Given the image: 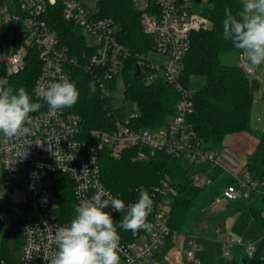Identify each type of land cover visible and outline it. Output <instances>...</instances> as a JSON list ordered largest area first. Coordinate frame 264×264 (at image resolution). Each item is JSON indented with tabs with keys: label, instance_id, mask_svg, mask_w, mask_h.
I'll use <instances>...</instances> for the list:
<instances>
[{
	"label": "built area",
	"instance_id": "2783aa9c",
	"mask_svg": "<svg viewBox=\"0 0 264 264\" xmlns=\"http://www.w3.org/2000/svg\"><path fill=\"white\" fill-rule=\"evenodd\" d=\"M209 2L132 0L133 7L141 14L142 30L151 40L150 50L136 56L137 69L140 73L143 71L147 83L164 82L178 93L175 114L168 123L160 128L144 129L134 124L135 115L129 119L115 116L110 104L124 61L131 56L119 42L118 27L112 18L99 17L97 10L90 9L84 0H0V22L6 24L7 31L16 33L20 41L14 52L0 56L8 73L19 74L24 69L29 48L37 50L41 62L33 96L42 107L30 114L33 119L30 132L13 139L0 136V196H13L12 201L7 197L0 200L7 202L8 213L19 224L23 235L17 264H46L45 252L51 254L56 250L52 242L55 230L69 223L62 214L66 193L71 191L79 203L102 186L113 197L121 199L102 182L100 154L105 149L116 158L128 150L135 151L134 159L139 162L150 161L159 153L179 160L195 167L192 180L202 188L220 173L230 171L217 151L199 144L188 122L194 110V91L186 89L180 81L182 61L191 49L193 34L210 27L209 19L201 13ZM55 11L81 30L93 49L92 54L83 52L85 59L81 60V65L96 82L100 98L107 102L114 115L112 130L85 129L82 117L68 108L49 114L47 103L36 95L35 89L40 83L58 82L62 76L70 79V68L81 66L79 57L71 53L50 26L49 17ZM151 52L167 60L151 59ZM240 67L247 77L253 74L243 54ZM230 173L232 181L222 192L224 199L251 202L264 199V181L253 179L245 168L242 172ZM177 196L171 179L164 176L152 193L153 211L147 217L152 229L141 230L133 241L120 243L123 264H151L159 249L175 237L168 220ZM106 210L112 213L113 219L121 214L110 207ZM259 219L264 229V209ZM27 228L31 230L26 232ZM220 234L218 230L217 235ZM219 239L225 257L229 258L231 250L237 246L250 261L259 258L264 262V234L257 241L229 236ZM186 246V260L201 264L196 257V237L188 235ZM0 264L7 263L0 261Z\"/></svg>",
	"mask_w": 264,
	"mask_h": 264
},
{
	"label": "trees",
	"instance_id": "16d2710c",
	"mask_svg": "<svg viewBox=\"0 0 264 264\" xmlns=\"http://www.w3.org/2000/svg\"><path fill=\"white\" fill-rule=\"evenodd\" d=\"M242 3L241 0H210L201 12L209 19L210 27L193 34L191 49L182 61L180 81L186 89L194 91V110L188 122L196 132L199 144L213 151H217L228 136L250 130V113L257 81L249 80L239 62L228 61L235 56L240 59L242 52L236 50L231 41L224 40L222 29L225 7H229L235 14ZM96 10L99 17H109L115 21L118 40L131 53L130 58L124 61L121 77L125 83V98L137 108L134 124L144 129L166 125L175 114L178 93L164 82L147 83L143 71L136 75V56L147 53L151 41L142 30L141 14L133 7L132 0H97ZM49 23L62 43L79 57L80 65L81 60L85 59L84 51L93 53L86 36L73 24L66 22L61 12L51 13ZM19 46L18 35L7 31L0 37V56L11 54ZM25 63L19 74H9L5 63L0 60V78L7 77L14 89L25 87L33 101L38 102L33 96V87L41 70V62L35 48H29ZM70 69V80L76 83L81 95L79 102L68 110L82 117L85 129L112 130L114 115L107 102L100 98L96 82L83 70L82 65ZM89 82L95 83L94 94L89 91ZM114 111L117 117L126 116L124 108ZM134 155L135 151L128 150L116 158L108 150H103L100 154L103 184L128 205L138 200L141 187L147 189L152 197L153 189L159 185L160 180L169 176L178 196L171 205L168 224L173 233L181 231L190 208L205 189L192 180L191 173L195 167L186 166L161 153L144 162L136 161ZM245 169L253 179L264 181V133L260 134L254 153L247 158ZM63 199V219L70 222L78 203L71 191ZM259 202L264 204V199L254 201L249 208L255 218H259L262 210L258 207ZM124 215L121 213L114 219L121 236L120 243L131 242L141 233L140 230L134 236L131 231L119 227ZM5 220L0 222V261L15 264L20 255L23 235L19 224L9 213ZM157 255L151 264H158L155 258ZM250 262L264 264L259 258Z\"/></svg>",
	"mask_w": 264,
	"mask_h": 264
},
{
	"label": "clouds",
	"instance_id": "9594fccd",
	"mask_svg": "<svg viewBox=\"0 0 264 264\" xmlns=\"http://www.w3.org/2000/svg\"><path fill=\"white\" fill-rule=\"evenodd\" d=\"M222 29L224 40L231 41L251 66L264 65V0H243L235 14L226 6ZM88 88L95 93L94 82H89ZM35 91L38 99L47 103L49 114L75 106L81 95L76 83L67 76L58 82L40 83ZM41 107L25 87L14 89L7 77L0 78V134L4 137L13 139L28 134L29 125L33 124L30 114ZM153 204L143 187L138 200L126 205L101 186L89 198L80 200L68 224L56 228L52 240L56 250L51 254L45 252L43 259L46 264H121V236L112 213L106 209L125 213L119 227L135 236L140 230L152 229L147 217ZM30 230L27 228L26 232Z\"/></svg>",
	"mask_w": 264,
	"mask_h": 264
},
{
	"label": "rangeland",
	"instance_id": "374dc122",
	"mask_svg": "<svg viewBox=\"0 0 264 264\" xmlns=\"http://www.w3.org/2000/svg\"><path fill=\"white\" fill-rule=\"evenodd\" d=\"M88 7L96 10L97 0H84ZM196 0H194L195 2ZM7 31V26L0 22V37ZM89 41L92 42L91 38ZM151 59L161 60L165 62L164 56L149 54ZM229 62H239L240 59L235 56L228 60ZM253 74L249 75L250 81L256 80L257 87L253 92L252 107L250 113V130L245 133L249 137V142L255 147L260 134L264 133V65L251 66ZM110 104L114 109L124 108L126 119L137 114L136 105L125 98V83L120 77L117 81L116 88L111 93ZM223 147L225 143H223ZM222 147V148H223ZM232 153L237 151L244 155L235 144ZM255 148H251L248 155L254 153ZM241 155V156H242ZM245 157V155L243 156ZM193 172L191 173V175ZM229 174L220 173L211 184H208L204 191L196 198L194 205L190 208L185 220L184 227L175 234V237L185 235L186 231L189 235L196 237L198 251L197 259L202 264H251L250 259L243 254L242 248L234 247L231 250L230 261L224 257L220 241L221 236H229L233 239H242L244 241H257L263 234V225L259 218L246 209L245 205H250L249 200L236 199L234 201L226 200L222 197L223 190L231 183ZM13 200V196L1 194L0 198ZM217 199V200H216ZM252 203V202H251ZM258 207L264 209L262 202L258 203ZM8 219V216L6 220ZM6 220L3 226L6 225ZM1 222V221H0ZM221 230V234L217 235V231ZM173 239V237H172ZM171 240V239H170ZM21 245L20 251L22 249ZM172 246V250H173ZM162 250V249H161ZM158 254V253H157ZM169 252L166 254H158L155 258L158 264H172ZM186 255V254H185ZM183 251H181V257ZM182 263L187 264L183 259ZM17 264V263H15ZM191 264V263H190Z\"/></svg>",
	"mask_w": 264,
	"mask_h": 264
},
{
	"label": "crops",
	"instance_id": "0c3cea01",
	"mask_svg": "<svg viewBox=\"0 0 264 264\" xmlns=\"http://www.w3.org/2000/svg\"><path fill=\"white\" fill-rule=\"evenodd\" d=\"M245 133L228 136L224 141L225 146L224 147L221 146L217 150L218 154L220 155L221 161L230 171L242 172L245 168L247 158L249 157L247 152H249L252 147L256 148V146L254 147L251 144V142H249V137L247 136L248 134L245 135ZM235 144L238 146L239 149L241 148V151L244 153L245 157H243L244 155L240 154L238 151H237V153H234V152L232 153V149H234L233 145H235ZM230 171L224 172V173L229 174V177L231 179L230 182H231L232 176H231ZM253 203L254 202H252V203L250 202V205H247V206L245 205V207L248 211H249V208L253 205ZM184 232H185V235H182V236L177 235L173 239L171 238V240H169L166 244H164L159 249L158 254H166L168 252L170 253L169 257L171 258L170 261L172 264H184L181 261L182 259L184 261H186L187 264H190V262H188L186 260V255H185L186 251H187L186 242H187V237L189 234L186 231H184ZM220 243H221L222 250H223V244H222V242H220ZM172 246H174L173 250L171 249ZM181 251H183L182 257H181ZM223 254H224V252H223ZM226 258L230 261V257L229 258L226 257Z\"/></svg>",
	"mask_w": 264,
	"mask_h": 264
},
{
	"label": "water",
	"instance_id": "95a60500",
	"mask_svg": "<svg viewBox=\"0 0 264 264\" xmlns=\"http://www.w3.org/2000/svg\"><path fill=\"white\" fill-rule=\"evenodd\" d=\"M139 73H140V70L137 69L136 75H138ZM7 206H8L7 202L0 200V221L1 222L5 220ZM121 264H123L122 261H121Z\"/></svg>",
	"mask_w": 264,
	"mask_h": 264
},
{
	"label": "flooded vegetation",
	"instance_id": "af4514ba",
	"mask_svg": "<svg viewBox=\"0 0 264 264\" xmlns=\"http://www.w3.org/2000/svg\"><path fill=\"white\" fill-rule=\"evenodd\" d=\"M8 214V206H7V208H6V215Z\"/></svg>",
	"mask_w": 264,
	"mask_h": 264
}]
</instances>
